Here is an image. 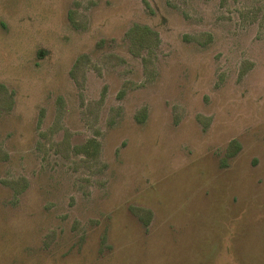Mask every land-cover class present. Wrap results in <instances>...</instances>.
<instances>
[{"label": "rangeland", "instance_id": "rangeland-1", "mask_svg": "<svg viewBox=\"0 0 264 264\" xmlns=\"http://www.w3.org/2000/svg\"><path fill=\"white\" fill-rule=\"evenodd\" d=\"M0 264H264V0H0Z\"/></svg>", "mask_w": 264, "mask_h": 264}, {"label": "trees", "instance_id": "trees-1", "mask_svg": "<svg viewBox=\"0 0 264 264\" xmlns=\"http://www.w3.org/2000/svg\"><path fill=\"white\" fill-rule=\"evenodd\" d=\"M96 149V141L90 140L86 145L82 146V150L90 156H93Z\"/></svg>", "mask_w": 264, "mask_h": 264}]
</instances>
